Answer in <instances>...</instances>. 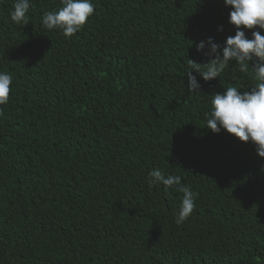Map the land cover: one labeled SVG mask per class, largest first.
<instances>
[{"label":"trees","instance_id":"obj_1","mask_svg":"<svg viewBox=\"0 0 264 264\" xmlns=\"http://www.w3.org/2000/svg\"><path fill=\"white\" fill-rule=\"evenodd\" d=\"M92 2L67 38L42 24L61 0H30L27 25L0 0V71L13 77L0 105V264H264V157L206 128L213 95L258 83L252 63L210 81L193 72L201 87L187 86L191 64L210 59L195 45L235 35L231 8ZM155 168L198 193L181 225L183 193L150 186Z\"/></svg>","mask_w":264,"mask_h":264},{"label":"clouds","instance_id":"obj_2","mask_svg":"<svg viewBox=\"0 0 264 264\" xmlns=\"http://www.w3.org/2000/svg\"><path fill=\"white\" fill-rule=\"evenodd\" d=\"M62 7L57 11L47 12L42 17V24L48 30L59 29L62 34L71 38L78 33L95 12L92 0H61ZM230 7L229 22L235 26L234 36L227 37L221 45L209 37L195 45L198 52L203 53L206 45L210 52L204 53L209 62H194L187 73L189 90H199L198 73L205 81L220 77L229 61H236L241 72H247L249 62L252 63L254 79L258 81L254 87L241 92L236 87H228L222 93H216L211 100L212 110L208 114L206 124L215 133L226 130L242 142H252L257 154L264 157V0H224ZM30 0H15L10 12L11 20L18 24H28ZM222 30V29H221ZM251 30V37L246 35ZM222 50V55H221ZM215 58H211V57ZM13 77L7 71H0V105L9 102ZM2 112V108H0ZM264 173V166L261 167ZM149 185H163L165 191L175 188L183 193L175 223L181 225L193 213L198 193L190 186L181 184L178 175H166L160 168L149 172Z\"/></svg>","mask_w":264,"mask_h":264}]
</instances>
